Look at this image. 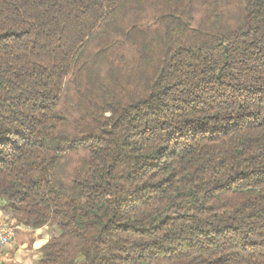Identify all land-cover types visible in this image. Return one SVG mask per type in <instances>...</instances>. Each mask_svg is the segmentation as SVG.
Returning <instances> with one entry per match:
<instances>
[{"label":"trees","instance_id":"trees-1","mask_svg":"<svg viewBox=\"0 0 264 264\" xmlns=\"http://www.w3.org/2000/svg\"><path fill=\"white\" fill-rule=\"evenodd\" d=\"M0 211L38 264H264V0H0Z\"/></svg>","mask_w":264,"mask_h":264},{"label":"crops","instance_id":"crops-1","mask_svg":"<svg viewBox=\"0 0 264 264\" xmlns=\"http://www.w3.org/2000/svg\"><path fill=\"white\" fill-rule=\"evenodd\" d=\"M0 226L14 227L15 235L10 246L0 249V264H38L42 258L41 250L49 241L47 227L32 230L17 226L16 222L0 211ZM83 264V263H79Z\"/></svg>","mask_w":264,"mask_h":264},{"label":"built area","instance_id":"built-area-1","mask_svg":"<svg viewBox=\"0 0 264 264\" xmlns=\"http://www.w3.org/2000/svg\"><path fill=\"white\" fill-rule=\"evenodd\" d=\"M14 235V227L0 226V249L10 246Z\"/></svg>","mask_w":264,"mask_h":264}]
</instances>
